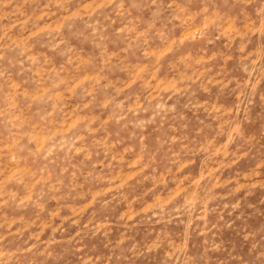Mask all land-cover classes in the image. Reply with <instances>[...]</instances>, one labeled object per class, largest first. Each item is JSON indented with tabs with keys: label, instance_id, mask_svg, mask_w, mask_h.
I'll return each instance as SVG.
<instances>
[{
	"label": "rangeland",
	"instance_id": "rangeland-1",
	"mask_svg": "<svg viewBox=\"0 0 264 264\" xmlns=\"http://www.w3.org/2000/svg\"><path fill=\"white\" fill-rule=\"evenodd\" d=\"M0 264H264V0H0Z\"/></svg>",
	"mask_w": 264,
	"mask_h": 264
}]
</instances>
